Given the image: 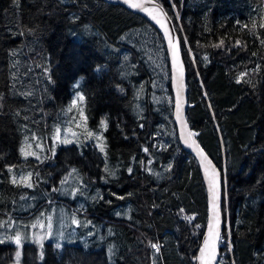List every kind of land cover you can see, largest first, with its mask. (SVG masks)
<instances>
[{
    "label": "trees",
    "instance_id": "trees-1",
    "mask_svg": "<svg viewBox=\"0 0 264 264\" xmlns=\"http://www.w3.org/2000/svg\"><path fill=\"white\" fill-rule=\"evenodd\" d=\"M157 1L181 39L187 122L225 172L222 233L230 230L233 253L223 264H264V0ZM52 3L45 11L52 10ZM40 7L41 0H20L19 7L14 0H0V92L5 104L0 116V230L11 222V214L27 221L40 214L50 189L58 185L61 190L68 172L55 178V166L71 169L64 158L71 150L81 155L76 145H69L61 146L50 161L44 159L53 165L34 170V176L41 173L35 178L41 197L30 211L11 209L19 199L12 192L11 172L23 161L20 149L27 136L12 121L17 111L13 98L23 102L20 115L25 111L22 116L31 120L34 133L46 137L81 91L91 125L107 121L106 130L92 129H101L105 152L99 150V141L88 144L95 148L102 179L109 182L99 180L106 198L102 192L103 199L90 201L94 239H50L42 249L28 243L22 260L16 257V245L6 239L0 244V264H197L209 217L208 196L197 159L181 147L177 135L164 38L140 15L104 0H80L51 18ZM70 13L79 20H70ZM33 24L41 29L34 36L17 34ZM10 50L18 55L10 56ZM241 73L247 75L237 82ZM77 82L79 88L74 87ZM80 106L78 102L72 109ZM105 166L111 173L118 171L117 180L110 179ZM108 207L119 215L107 217L102 212ZM110 221L117 232L113 239H104ZM149 241L161 245L159 253Z\"/></svg>",
    "mask_w": 264,
    "mask_h": 264
},
{
    "label": "rangeland",
    "instance_id": "rangeland-1",
    "mask_svg": "<svg viewBox=\"0 0 264 264\" xmlns=\"http://www.w3.org/2000/svg\"><path fill=\"white\" fill-rule=\"evenodd\" d=\"M11 104L13 106V110L20 111V106L23 102L18 98H13ZM81 107L83 108L84 115L87 118L86 125L80 120L79 108H74L70 112L67 111L60 113L63 118L55 122V126H53L54 130L51 132V135L46 137L34 133L36 128L31 126L33 124L31 120L29 118V121L23 119L24 116L22 115L25 111L22 110L20 116L14 115L12 117V121L17 123L20 127H23L27 132L26 137L28 139L27 142L23 140V148L25 149L22 153L23 161L16 163V168H12L11 175L12 177L15 176L17 180H19L21 176L31 172L32 176L30 181L34 186L29 188L23 184H13L12 192L14 195L18 194L16 197H19V199L18 203L15 202L18 207H12L11 209L23 212L30 211L35 204L34 202L41 197L37 191L38 182L37 179H35L40 176L41 173L37 172L34 176V170L37 169V167L43 169L53 165L51 162H47L44 159H48V161H50L49 157L56 155V151H58L61 146L76 145L79 151H81V155L78 156L75 150H71L67 157L64 158L66 163L65 165L69 166V168L72 167L71 169H66L63 166H55V178H61L60 176H62V174L66 171L68 172L62 176L63 178L61 179V182L63 181V183L61 184V190L58 185L52 186L50 189L51 193L48 196V203L43 205V208L40 210V214L34 215L31 221L21 219L23 218V215L19 214L17 216L11 214V223H9L7 227L0 230V238H5V241L7 236H11L16 231H21L26 235V239L22 242V247H19V249L13 242L16 245V251L19 250L21 253L19 257L20 260L23 258L22 252H24V248L28 243L37 244V246L42 249L45 244L50 241V239H62V242H69L72 239H94L93 236L96 234V222L89 216L91 214L90 209H92L90 201L93 200V197L99 199V197L102 196V192L106 198L107 189L103 188L99 184V180L104 181V183L109 181L102 179L103 173L100 169V163H98L99 158L93 151L95 148L88 144L90 142L97 143V140L95 139V136L87 137L85 131L86 127L88 131H92L95 135H99L101 134V129L100 133H96L94 132L95 130H92L100 127L91 125L88 110L86 111L84 102H81L80 108ZM31 112L32 114H35L34 111ZM62 123H64V126L60 127ZM24 125H27V128H25ZM57 128L60 129L58 139L56 133ZM73 132L77 134L75 137L72 135ZM65 138L73 140V143H61L60 141ZM50 152L51 154H49ZM31 153H35V155H32ZM37 157H39V159ZM61 168L63 170H60ZM74 168L77 169L76 173L72 172V169ZM112 173H114V175H110V179L117 180L119 177L118 171H114ZM22 187H24V190L21 189ZM77 188L79 191H75ZM112 188L110 190H112ZM1 189H3V187L0 184V190ZM53 189H58V191H53ZM46 192L47 191H43V194ZM1 197H3V194L0 192V198ZM102 213H104L107 217L117 215V212L110 207L104 209ZM74 218L79 220L80 224H74L72 222ZM110 222L111 223L108 224L110 234L104 239H113L115 233L117 232V228L113 225L114 223L112 221ZM49 224H51L50 230L48 228ZM33 225L35 226L33 227ZM49 231H51V235L48 234ZM223 237L224 236L222 234L221 238ZM229 252L230 250L228 249V253ZM232 264H234V260L232 261Z\"/></svg>",
    "mask_w": 264,
    "mask_h": 264
},
{
    "label": "snow or ice",
    "instance_id": "snow-or-ice-1",
    "mask_svg": "<svg viewBox=\"0 0 264 264\" xmlns=\"http://www.w3.org/2000/svg\"><path fill=\"white\" fill-rule=\"evenodd\" d=\"M49 0H41V7L38 9V11L40 13H42L45 16H48L49 18L55 16L57 14L58 11H68L67 5L69 4H79L80 0H53L52 3V10L51 11H45V8L47 7ZM14 3L17 5V7H19L20 5V0H14ZM124 4L129 5L132 8H140L141 10H143L144 12L148 13V15L151 17L152 20H154L157 24L160 25V27L164 28V32H165V36L168 37L169 40V45L172 47V52H173V65L174 67L176 65H178L179 61H178V49L177 46L175 44H173V40L172 37L170 35V30L168 27H166V20L170 19V17H167V13L162 9L159 8V5H156V7L159 8L160 11V15L165 17V21H161L160 19L157 18L156 15L152 14V9L147 7L146 4H155L156 0H123ZM82 7L87 8V4H83ZM178 16V13H177ZM69 18L72 21H77L79 20V15L76 14H69ZM239 23V21L237 22ZM244 27H247V25H244ZM260 27H264V23H262L260 25ZM40 27L39 24H33L32 27H28L25 30H18L17 34L18 35H35L37 31H40ZM239 43V42H237ZM223 44V40L220 41V44L215 45L216 47H219L220 45ZM261 44H264V40H261ZM9 55L12 57H16L18 55V51L17 50H10L9 51ZM253 55H255V53H253ZM18 65V61L13 62L12 67L16 68ZM259 70V66H257V69H255L254 71H258ZM45 71L48 72L49 70L47 68H45ZM95 71L97 73H99L101 71L100 67H97L95 69ZM182 74V72H181ZM247 75V73H241L240 76L237 78V82H240L241 79H243V77H245ZM13 79H17V77L14 75ZM49 79H51V77L49 76ZM246 83H251L250 80L245 81ZM75 88H79V82H77V84L74 85ZM119 87V86H117ZM121 91L123 89H120ZM179 95V91L177 93ZM21 95L24 96H31L32 93L31 92H24L21 93ZM76 99L72 100V106H76L78 104V102H84L85 101V96L82 92H76ZM72 106L69 107L68 111L70 112L72 110ZM4 108H5V104H4V94L2 92H0V116L4 115ZM177 110L179 112V103H177ZM15 116H20V111H15L13 113ZM79 116H80V120L83 121L86 125V116L84 115L83 112V108L81 107L79 109ZM24 119L27 120L28 117L24 116ZM75 119V118H73ZM79 126V125H78ZM25 128H27V125H24ZM100 127L104 130L107 129V121L106 120H101L100 122ZM140 127H143V125L141 124ZM85 131H86V135L87 137H94L97 141H99V150L101 152H105V143H104V137L103 134H99V135H95L92 131H88L85 127ZM56 133H57V139L59 138V133H60V129L57 128L56 129ZM72 135L75 137L77 134L76 133H72ZM35 138V137H33ZM27 137L25 138V141L27 142ZM63 144H70L73 143V140L71 139H63L60 141ZM187 143V140L185 141ZM24 148L22 147L20 149V151L23 153L24 152ZM145 152L148 151L147 148L144 149ZM203 150L201 149L200 152L198 154H202ZM32 155H35V153H31ZM53 154H54V150H53ZM39 159V157H37ZM204 161H206V165H205V171L206 174L208 176V191L210 194V200H211V206H212V211H213V218L212 221H210L209 223V233L208 236L204 239L203 242V246L200 249V257H198V259L201 261V264H214V258L217 255V245L218 243L221 242L222 238L220 235V231H219V225L221 223L220 220V216H221V212L219 210V200H220V181H219V171L215 168V166L211 165V161L207 160V157L204 156L203 157ZM209 166H211V172H208V168ZM171 168V165H169V169ZM9 171H11V169H9ZM104 171L106 173H109L110 175H114V173H111L109 171V169L107 168V166H105ZM129 173H131L132 169L129 168L128 169ZM73 173L77 172V169H72ZM32 176L31 172H28L26 175H23L19 178V180H17V178L15 176L12 177L11 179V183L13 184H23L26 187H33L34 185L31 183L30 178ZM63 183V181H62ZM53 191H58V189H53ZM75 191H79V189L77 188ZM113 195H115V193H113ZM131 195V194H129ZM23 198V197H22ZM100 199H103L102 196L99 197ZM119 199H124L123 196L118 197ZM93 199H96V197H93ZM108 203H111V201H108ZM152 207H156L155 204H153ZM183 210H181L182 212ZM117 215H119V213H117ZM130 218V217H129ZM50 219V217H49ZM184 219L186 220H192L193 217L191 216H185ZM74 224H80L79 220H76L75 218L72 221ZM214 222V223H213ZM11 223V222H10ZM35 225H33L34 227ZM49 230L51 229V224L48 225ZM49 235H51V231H49L48 233ZM91 234V233H90ZM229 235H230V231H229ZM6 239L14 242L17 246L18 249L19 247H22V242L26 239V235L21 232V231H16L14 234H12L11 236H7ZM5 242V238H0V243H4ZM149 244L151 246L152 249L155 250V252L159 253L160 252V248L161 245L159 243H153L151 241H149ZM56 247L59 249L61 247L60 244H57ZM109 251H112V249H109ZM20 251L17 250L16 251V257L17 259L20 257ZM41 257H43V253H41ZM153 264H155V261H153Z\"/></svg>",
    "mask_w": 264,
    "mask_h": 264
},
{
    "label": "water",
    "instance_id": "water-1",
    "mask_svg": "<svg viewBox=\"0 0 264 264\" xmlns=\"http://www.w3.org/2000/svg\"><path fill=\"white\" fill-rule=\"evenodd\" d=\"M108 3L111 4H115V5H120L123 8L136 13L138 15H140L141 17H143L144 19L147 20L148 23H151L159 32L160 35H162V37L164 38L165 44H166V50H167V55H168V59L169 60V66H170V71H171V80H172V90H173V94H174V99H175V103H174V121L177 125L178 128V137H179V141L181 143V147H183L184 150L188 151L189 153H191L192 155H194L195 159H197L201 171H202V176H203V180H204V185L207 191V195L208 196V206H209V217H208V222H207V226L205 228V231L202 236V239L200 241L199 247H198V251H197V264H201V261L198 259V257H200L201 253H200V249L203 246V242L204 239L208 236L209 233V223L210 221H212L213 218V211H212V206H211V200H210V194L208 191V176L206 174L205 171V165H206V161H204L203 157L206 156L207 160L211 161V165L215 166V168L219 171V181H220V200H219V210L221 212V216H220V220L221 223L219 225V231H220V235L222 236V232L225 229V215H224V210H223V202H224V190H225V182H226V178H225V172L224 170H222L220 167H218V165L209 157V155L206 153V151L201 147V145L199 144V142L196 140L195 136L192 134V130L189 126V123L187 122V112L189 109V102H188V97L187 96V82H186V77H187V68H186V64L184 61V57H183V53H182V47H181V39L180 36L177 32V29L175 27L174 22L172 21L170 15L168 14V12L165 10L166 8L164 7V5H162L160 2H158L156 0L155 4H146L147 7L151 8L152 14L156 15L158 19H160L162 22L165 21V17L160 15V11L159 8H162L166 13H167V17H170V19L166 20V27L169 28L170 30V35L172 37L173 40V44H175L177 46L178 49V65H176L174 67L173 65V52H172V47L169 45V40L168 37L165 36V32H164V28L160 27L159 24H157L154 20L151 19V17L148 15V13L144 12L143 10H141L140 8H132L127 4L123 3V0H104ZM156 5H159V8L156 7ZM182 72V74H181ZM179 91V95L177 94ZM177 103H179V112L177 110ZM187 140V143L185 142ZM203 150L202 154H198L200 152V150ZM208 172H211V166H209L208 168ZM214 223V222H213ZM220 243H218L217 245V255L214 258V264H218L219 260H220V254H221V246H219Z\"/></svg>",
    "mask_w": 264,
    "mask_h": 264
},
{
    "label": "built area",
    "instance_id": "built-area-1",
    "mask_svg": "<svg viewBox=\"0 0 264 264\" xmlns=\"http://www.w3.org/2000/svg\"><path fill=\"white\" fill-rule=\"evenodd\" d=\"M229 231L230 230L227 229V232H225L226 234L222 238L223 240L220 242V245L219 246H221L223 249L221 250L220 260H219V263L218 264H223L224 263V260H225V257H227L229 254H230V256H232V253H233V245H232L231 233L229 235ZM228 249L230 250L229 253H228Z\"/></svg>",
    "mask_w": 264,
    "mask_h": 264
}]
</instances>
